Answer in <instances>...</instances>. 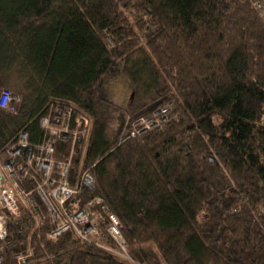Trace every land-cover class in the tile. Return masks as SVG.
Instances as JSON below:
<instances>
[{"label": "trees", "instance_id": "1", "mask_svg": "<svg viewBox=\"0 0 264 264\" xmlns=\"http://www.w3.org/2000/svg\"><path fill=\"white\" fill-rule=\"evenodd\" d=\"M123 76L126 108L111 99ZM4 90L19 101L0 108V151L23 130L38 142L55 101L92 116L85 168L128 256L49 242L23 212L5 264L28 246V264H264V20L250 0H0ZM164 107V124L129 136L128 118Z\"/></svg>", "mask_w": 264, "mask_h": 264}, {"label": "built area", "instance_id": "2", "mask_svg": "<svg viewBox=\"0 0 264 264\" xmlns=\"http://www.w3.org/2000/svg\"><path fill=\"white\" fill-rule=\"evenodd\" d=\"M250 2L264 20V0ZM18 101V96L4 90L0 108L15 112ZM166 114L164 107L148 117L128 118L129 136L159 128L166 122ZM38 122L43 132L38 142H30L29 133L23 130L0 151V264H5L2 251L9 222L23 212L33 221V233L48 224L49 242L71 234L80 244H93L128 259L120 220L108 211L102 198L94 196L97 180L85 168L92 116L72 102L55 101ZM258 215H264V207L258 209ZM32 257L33 249L28 246L12 259L15 264H28Z\"/></svg>", "mask_w": 264, "mask_h": 264}, {"label": "rangeland", "instance_id": "3", "mask_svg": "<svg viewBox=\"0 0 264 264\" xmlns=\"http://www.w3.org/2000/svg\"><path fill=\"white\" fill-rule=\"evenodd\" d=\"M111 99L117 107L126 108L135 98V93L127 77L123 76L111 86Z\"/></svg>", "mask_w": 264, "mask_h": 264}]
</instances>
